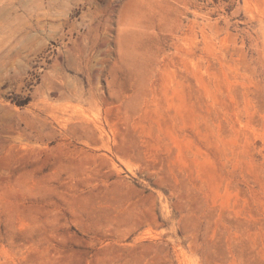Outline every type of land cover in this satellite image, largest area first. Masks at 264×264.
Listing matches in <instances>:
<instances>
[{"label":"rangeland","instance_id":"obj_1","mask_svg":"<svg viewBox=\"0 0 264 264\" xmlns=\"http://www.w3.org/2000/svg\"><path fill=\"white\" fill-rule=\"evenodd\" d=\"M0 264H264V0H0Z\"/></svg>","mask_w":264,"mask_h":264}]
</instances>
